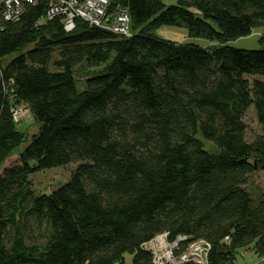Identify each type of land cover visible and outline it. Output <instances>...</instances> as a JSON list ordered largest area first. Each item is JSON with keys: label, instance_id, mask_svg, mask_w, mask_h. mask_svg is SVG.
Segmentation results:
<instances>
[{"label": "trees", "instance_id": "obj_1", "mask_svg": "<svg viewBox=\"0 0 264 264\" xmlns=\"http://www.w3.org/2000/svg\"><path fill=\"white\" fill-rule=\"evenodd\" d=\"M46 7L0 26V264H154L143 244L159 234L206 241L205 264L263 258L264 0H111L127 37L81 19L66 32ZM161 25L186 36L158 38ZM255 29L259 48L226 44ZM69 162L60 186L34 191L32 173ZM33 221L43 238L27 239Z\"/></svg>", "mask_w": 264, "mask_h": 264}, {"label": "built area", "instance_id": "obj_2", "mask_svg": "<svg viewBox=\"0 0 264 264\" xmlns=\"http://www.w3.org/2000/svg\"><path fill=\"white\" fill-rule=\"evenodd\" d=\"M36 2L37 0H0V26L4 21L18 19L25 4ZM110 4L111 0H47L45 16L47 19L59 18L66 32L74 28L76 19H81L91 26L106 29L120 36H129L128 13L125 9H112ZM18 113V110L13 109L14 121L18 120ZM159 235L155 243L148 247L154 258V264L206 263L209 249L206 241L199 239L188 242V237L185 235H176L172 239L167 238L166 234ZM185 241L188 242L186 248L175 255L174 251L179 248L181 242ZM154 244L158 249L153 251Z\"/></svg>", "mask_w": 264, "mask_h": 264}, {"label": "rangeland", "instance_id": "obj_3", "mask_svg": "<svg viewBox=\"0 0 264 264\" xmlns=\"http://www.w3.org/2000/svg\"><path fill=\"white\" fill-rule=\"evenodd\" d=\"M160 1L164 3L165 5L175 3V0H160ZM186 32L187 31L184 27L161 25L154 30V35L158 38H162L165 40L180 41L185 38ZM260 32L261 31L258 29L252 30V32L249 35L228 40L226 44L236 47V48L257 49L260 47V44L258 42ZM186 39H189V38L186 37ZM192 41L195 43L201 44V45H205L207 42L203 39H193ZM261 77L264 78V76H261ZM261 77L249 76V80H251L252 78H261ZM14 109L19 111L18 120H17L18 123H16L15 125L16 129L26 132L28 128L34 125V122L32 121V118H31V115L28 109L24 106L23 107L21 106L19 108H14ZM242 119L246 125L245 138L247 141L251 140L254 137V135L260 134V127L257 122L256 115H255L252 105L246 109ZM203 142H204L205 148L213 149L214 146L213 144H211V142L204 141V140ZM18 162H19L18 157L13 155L6 160L5 165L7 166V165L18 163ZM75 164L76 163L69 162L68 164L35 171L29 176L34 191L37 193L48 192L52 189L57 188L64 181H66V179H68L69 173L73 169ZM251 181L257 187L258 190H260L261 192H264V171L263 170L256 171L252 175ZM33 227H34V221L32 225H30L31 231L27 235V239L28 238H43L42 236L44 232L42 233L40 229L38 230L37 227L35 228ZM159 236L160 235L155 236L152 239L153 241L150 240L144 243L143 248L146 250H149L148 247H150L151 244L155 243L156 238H158ZM155 249H158V248H155V244H154L153 251ZM124 257L126 261L130 260L129 254L124 255ZM156 261H157L156 263H158V260ZM234 262L235 264H264V260L262 258L257 257L251 252L242 251L241 249L237 250V253L235 254ZM113 264H119V263L115 262Z\"/></svg>", "mask_w": 264, "mask_h": 264}, {"label": "water", "instance_id": "obj_4", "mask_svg": "<svg viewBox=\"0 0 264 264\" xmlns=\"http://www.w3.org/2000/svg\"><path fill=\"white\" fill-rule=\"evenodd\" d=\"M35 129H36V126H35V125H33V126H31L30 128H28V130H27V140H28V141L30 140V138H31L32 135L34 134Z\"/></svg>", "mask_w": 264, "mask_h": 264}, {"label": "crops", "instance_id": "obj_5", "mask_svg": "<svg viewBox=\"0 0 264 264\" xmlns=\"http://www.w3.org/2000/svg\"><path fill=\"white\" fill-rule=\"evenodd\" d=\"M262 259L264 260V257Z\"/></svg>", "mask_w": 264, "mask_h": 264}]
</instances>
